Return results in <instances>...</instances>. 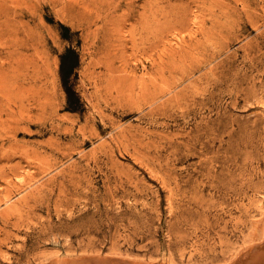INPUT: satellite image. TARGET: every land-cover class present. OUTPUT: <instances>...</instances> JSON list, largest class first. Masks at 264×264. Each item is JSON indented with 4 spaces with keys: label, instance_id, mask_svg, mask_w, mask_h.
I'll return each mask as SVG.
<instances>
[{
    "label": "rangeland",
    "instance_id": "1",
    "mask_svg": "<svg viewBox=\"0 0 264 264\" xmlns=\"http://www.w3.org/2000/svg\"><path fill=\"white\" fill-rule=\"evenodd\" d=\"M263 251L264 0H0V264Z\"/></svg>",
    "mask_w": 264,
    "mask_h": 264
},
{
    "label": "bare ground",
    "instance_id": "2",
    "mask_svg": "<svg viewBox=\"0 0 264 264\" xmlns=\"http://www.w3.org/2000/svg\"><path fill=\"white\" fill-rule=\"evenodd\" d=\"M149 30L153 31V30H152V27H151ZM109 82H110V81H109ZM263 252H264V251H263Z\"/></svg>",
    "mask_w": 264,
    "mask_h": 264
}]
</instances>
